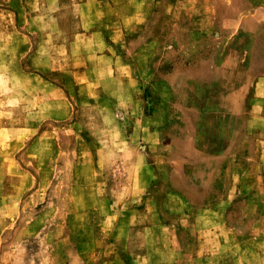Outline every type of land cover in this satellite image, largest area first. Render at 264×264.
Listing matches in <instances>:
<instances>
[{"label":"rangeland","instance_id":"1","mask_svg":"<svg viewBox=\"0 0 264 264\" xmlns=\"http://www.w3.org/2000/svg\"><path fill=\"white\" fill-rule=\"evenodd\" d=\"M93 2L0 0V264H240L264 0Z\"/></svg>","mask_w":264,"mask_h":264},{"label":"crops","instance_id":"2","mask_svg":"<svg viewBox=\"0 0 264 264\" xmlns=\"http://www.w3.org/2000/svg\"><path fill=\"white\" fill-rule=\"evenodd\" d=\"M92 1L94 2L91 3V5L94 6L97 0H92ZM251 23L252 20H246L245 22H243L242 29L239 30L238 33L244 34L246 32L245 29L249 27V24L251 25ZM99 24H101V20H99V17H94V16L89 17L88 20L81 21L79 23V33H76L73 37L100 39L101 37H103V32ZM250 27L252 28L253 26ZM73 52L75 54H82V50H80V48L77 47H73ZM96 54H101V52L97 50L95 52V55ZM217 225L218 224L215 223L214 225L215 228L214 226H212L211 228V235L215 239L221 237V235L218 233L219 226ZM140 226H173V225L144 223L141 224ZM247 229L248 230L246 235L243 236L242 240L239 242V245L242 247V256H241L240 264H264V211L263 213L262 212L258 213L257 221L254 222L252 226H248ZM226 233L228 236H230L231 238L233 237L234 239V232L232 229L227 230ZM233 264H236V262L234 261Z\"/></svg>","mask_w":264,"mask_h":264}]
</instances>
